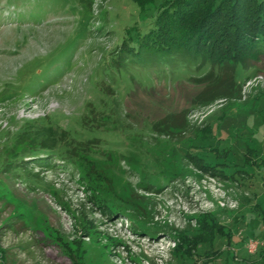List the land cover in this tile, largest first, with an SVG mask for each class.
I'll list each match as a JSON object with an SVG mask.
<instances>
[{"label": "rangeland", "instance_id": "rangeland-1", "mask_svg": "<svg viewBox=\"0 0 264 264\" xmlns=\"http://www.w3.org/2000/svg\"><path fill=\"white\" fill-rule=\"evenodd\" d=\"M151 15L132 0H0V264L257 260L264 55L230 79L126 51ZM58 132L93 142L75 150L80 165L47 155Z\"/></svg>", "mask_w": 264, "mask_h": 264}, {"label": "trees", "instance_id": "trees-1", "mask_svg": "<svg viewBox=\"0 0 264 264\" xmlns=\"http://www.w3.org/2000/svg\"><path fill=\"white\" fill-rule=\"evenodd\" d=\"M132 1L141 11L151 8L152 15L147 23L149 28L144 32L138 31L134 36L137 47L135 52L132 46H126L128 49L126 51L136 54L148 50L163 58L181 56L188 60L191 66L200 68L208 66V71H214L215 68L220 71L222 67H227L230 71V79L236 66L248 71L252 64L264 55V0ZM233 82L232 79L230 84ZM30 131V129L21 128L16 136L17 139L21 140V137L26 136ZM38 133L40 134L39 131L36 132ZM66 135V132H58L54 138H49L54 147H49L50 151L47 155L57 157L64 162L67 161L69 165H80L75 150L83 151L93 142L88 139L77 141L72 138L76 141L75 145L67 140ZM44 139L37 140L38 144H32L30 141L28 149L46 147L47 144L42 142ZM98 156L101 157V155ZM202 162L199 158L194 160V164L201 169L218 175L215 165ZM7 164L10 165V162ZM16 165L22 166V161L16 162ZM205 216L199 219L198 229H205V233L209 234L210 238L200 243L211 246L213 235L210 230L207 231L206 221L203 220ZM179 247L178 245L174 249L182 255L183 252ZM257 248L259 249L257 260H249L246 256L243 257L245 261L242 264H264V248L262 246H257ZM209 252L210 256L202 260L203 263L200 264H216L214 260L220 258L223 264H241L235 260L237 254L231 253L228 249H214L213 251L210 249ZM248 253L250 255L251 252L248 251Z\"/></svg>", "mask_w": 264, "mask_h": 264}, {"label": "built area", "instance_id": "built-area-1", "mask_svg": "<svg viewBox=\"0 0 264 264\" xmlns=\"http://www.w3.org/2000/svg\"><path fill=\"white\" fill-rule=\"evenodd\" d=\"M252 244H253V241L250 240L246 246H247L249 252H251V253L253 252L254 253L255 249L257 247L256 246L257 242H255L253 245Z\"/></svg>", "mask_w": 264, "mask_h": 264}]
</instances>
